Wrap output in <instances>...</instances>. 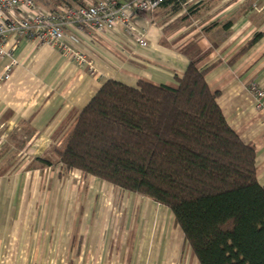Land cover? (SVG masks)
Here are the masks:
<instances>
[{"label":"crops","instance_id":"0c3cea01","mask_svg":"<svg viewBox=\"0 0 264 264\" xmlns=\"http://www.w3.org/2000/svg\"><path fill=\"white\" fill-rule=\"evenodd\" d=\"M185 5L177 14L171 8L134 14L136 25L146 32L148 48L144 50L133 45L119 27L93 42L70 34L78 47L89 49L91 57L93 53L99 79L50 47L28 42L7 46L19 66L0 87V260L4 264L30 256L45 258L46 243L61 241L54 230L61 225L60 220L56 222L57 209L66 203V211L80 208L76 198L81 182L76 180L82 175L73 172L62 179L53 148L63 144L81 112L110 80L132 88L140 81L176 87V79L185 75L190 63L203 57L199 68L208 70V85L218 94L217 104L228 125L244 144L255 148L257 178L264 185V115L249 90L253 84L264 89V9L248 10L242 0H189ZM195 6L197 15L187 18ZM258 35L259 41L242 54ZM7 63L0 59V72ZM40 161L54 166L44 167ZM91 180L89 192L109 187ZM139 197L136 203L132 199L133 209H138L134 224L138 235L131 246L137 261L131 264H179L183 245L189 246L173 214ZM115 206L109 216L118 212ZM87 208L86 203L83 217ZM102 212L100 208L101 220L107 214L105 207ZM125 241L132 244L131 238ZM67 252L65 248L60 257L73 256L71 249Z\"/></svg>","mask_w":264,"mask_h":264},{"label":"trees","instance_id":"16d2710c","mask_svg":"<svg viewBox=\"0 0 264 264\" xmlns=\"http://www.w3.org/2000/svg\"><path fill=\"white\" fill-rule=\"evenodd\" d=\"M46 1L50 10L44 12L86 7V0ZM188 1L160 8L177 14ZM197 13L195 6L187 18ZM201 59L190 63L176 87L105 82L53 148L60 177L76 172L168 209L199 264H264V185L256 150L228 125Z\"/></svg>","mask_w":264,"mask_h":264},{"label":"built area","instance_id":"2783aa9c","mask_svg":"<svg viewBox=\"0 0 264 264\" xmlns=\"http://www.w3.org/2000/svg\"><path fill=\"white\" fill-rule=\"evenodd\" d=\"M171 0H135L121 5L118 0H98L85 8L61 6L54 12L40 10L33 0H0V59L8 63L0 72V87L9 80L19 64L12 53L6 51L8 42H29L39 48L49 46L60 52L89 75L100 78L88 50L78 47L70 34L82 36L89 42L97 35L115 31L118 27L140 49L147 48V40L140 30L124 22L125 11L154 12ZM249 10L264 9V0H242ZM136 11V12H135ZM121 26V27H120ZM250 94L257 102V110L264 115V89L251 85Z\"/></svg>","mask_w":264,"mask_h":264},{"label":"rangeland","instance_id":"374dc122","mask_svg":"<svg viewBox=\"0 0 264 264\" xmlns=\"http://www.w3.org/2000/svg\"><path fill=\"white\" fill-rule=\"evenodd\" d=\"M33 1L42 11L50 10V9L45 10L47 9L46 8L47 3L44 4L45 2L44 0H33ZM246 9H248L247 6ZM155 11L154 12L147 11V13L141 12V14L143 15L153 14L155 13ZM133 16H134V12L131 9L125 11L124 22L130 23L137 31L140 30L142 32V35L145 37V41H146L147 40L146 32L136 25L135 21L133 20L134 18ZM149 22L151 21L149 20ZM122 30L125 32L124 29ZM108 33L110 32H106L103 35ZM99 36H102V34L97 35V37ZM20 42H24V41H20ZM12 43L15 44L16 42H12V41L8 42L6 44V48ZM46 47L49 48V46ZM147 48H148V41H147ZM86 50L91 52L89 49ZM91 58L94 60L93 63L98 71V65L93 57V53ZM14 59L16 60L15 56ZM17 63L19 64V62ZM80 177L81 179L78 178V180H76L77 183L81 182L80 183L81 190L79 191L80 193H78L77 195V197L79 198H76V201L80 202V208L75 209V207L73 206L68 211H66L68 207L66 203L64 208H62L61 205L60 208L57 209L56 222L58 223V220H60L61 225L55 226L54 230L55 233L59 235L61 241L56 243L55 242L46 243L45 254L48 255L47 257L45 256V258H41L38 260L34 258L33 260L32 257L30 256V258L28 257L23 259L9 260V264H131L133 260H135L134 263L137 261L136 260L137 253L135 249L132 250L131 246L134 243V239L136 240L137 237L136 234L138 233V231L137 232L136 230L134 231L135 229L134 224H136V219H137L136 214L138 213V209L136 210L135 208L133 209L132 199H135L134 203H136L140 201V197L131 194L128 195V193H124V192L122 193L120 191H116L113 187L110 186L101 187V188L99 187L98 189L89 192V188L91 186L92 180L89 178H85L84 176H80ZM86 203H87V207L90 209L87 208V210L85 211L86 215L83 217L82 213ZM113 204L116 205L115 207H118V212H113L111 216H109L110 208L113 209ZM104 207L107 210V214L106 217L105 218L103 217V220H101V217H99L98 212L100 208H103V212H104ZM131 207H132L131 215L128 216ZM68 216L69 218L67 219ZM126 217L127 219H125ZM146 217L147 215L145 214L144 217L145 221H146ZM86 223L89 224L86 225ZM108 223L109 225H107ZM32 229H34V227ZM51 229L52 228H50V230ZM128 238H131L132 244L128 243L127 241L122 242L123 239L127 240ZM81 239H83L84 242H82ZM75 246L78 248V251L77 249H74ZM65 248H67L68 250L67 255L69 254V250L71 249V251L73 252L72 257H66V258L60 257L62 256V253ZM76 253L78 254V256H75ZM98 253H99V257L96 258L95 256H98ZM53 254H55V257H53L54 256ZM101 255H104V257L100 258ZM4 261L5 260L1 259L0 264H4ZM179 264H198L190 248L187 249L185 245H183L182 247V254Z\"/></svg>","mask_w":264,"mask_h":264}]
</instances>
